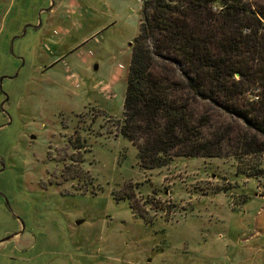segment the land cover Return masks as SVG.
Masks as SVG:
<instances>
[{
  "label": "rangeland",
  "instance_id": "obj_1",
  "mask_svg": "<svg viewBox=\"0 0 264 264\" xmlns=\"http://www.w3.org/2000/svg\"><path fill=\"white\" fill-rule=\"evenodd\" d=\"M144 1L0 0V264H264V153L235 155L226 96L174 91L219 156L143 169L120 132Z\"/></svg>",
  "mask_w": 264,
  "mask_h": 264
},
{
  "label": "trees",
  "instance_id": "obj_2",
  "mask_svg": "<svg viewBox=\"0 0 264 264\" xmlns=\"http://www.w3.org/2000/svg\"><path fill=\"white\" fill-rule=\"evenodd\" d=\"M140 28L131 44L120 132L137 146L141 167L220 155L221 136L206 138V120L195 121L190 102L174 97L183 89L207 99L226 96L233 105L223 109L248 129L237 135L235 155L264 153V0H145ZM155 58L179 64L185 83L168 82ZM254 88L258 98L243 106L240 96Z\"/></svg>",
  "mask_w": 264,
  "mask_h": 264
},
{
  "label": "water",
  "instance_id": "obj_3",
  "mask_svg": "<svg viewBox=\"0 0 264 264\" xmlns=\"http://www.w3.org/2000/svg\"><path fill=\"white\" fill-rule=\"evenodd\" d=\"M33 137H34V136H33ZM82 222H83V220L80 219V220L77 221V224H81Z\"/></svg>",
  "mask_w": 264,
  "mask_h": 264
}]
</instances>
